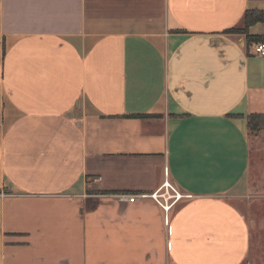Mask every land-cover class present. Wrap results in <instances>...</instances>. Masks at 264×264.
Masks as SVG:
<instances>
[{"label": "crops", "instance_id": "obj_1", "mask_svg": "<svg viewBox=\"0 0 264 264\" xmlns=\"http://www.w3.org/2000/svg\"><path fill=\"white\" fill-rule=\"evenodd\" d=\"M250 11L264 0H0V264H264ZM165 180L191 197H116Z\"/></svg>", "mask_w": 264, "mask_h": 264}, {"label": "rangeland", "instance_id": "obj_2", "mask_svg": "<svg viewBox=\"0 0 264 264\" xmlns=\"http://www.w3.org/2000/svg\"><path fill=\"white\" fill-rule=\"evenodd\" d=\"M249 140L250 166L247 176L248 197L254 200L259 198L264 199V129L249 135Z\"/></svg>", "mask_w": 264, "mask_h": 264}, {"label": "built area", "instance_id": "obj_3", "mask_svg": "<svg viewBox=\"0 0 264 264\" xmlns=\"http://www.w3.org/2000/svg\"><path fill=\"white\" fill-rule=\"evenodd\" d=\"M254 50L257 54L264 56V43L255 44ZM1 119V117H0ZM120 202L135 201L143 198L154 200L163 210L167 211L173 204L183 197H191L189 194H182L170 182L165 180L158 188L149 194L143 193H120L116 195Z\"/></svg>", "mask_w": 264, "mask_h": 264}, {"label": "trees", "instance_id": "obj_4", "mask_svg": "<svg viewBox=\"0 0 264 264\" xmlns=\"http://www.w3.org/2000/svg\"><path fill=\"white\" fill-rule=\"evenodd\" d=\"M246 26L255 21L264 20V12H246ZM227 32H246V29H228ZM255 39L247 36V40ZM141 116V115H140ZM142 117V116H141ZM248 135L264 129V113H250L246 116Z\"/></svg>", "mask_w": 264, "mask_h": 264}]
</instances>
